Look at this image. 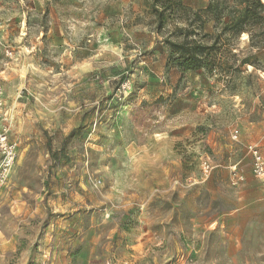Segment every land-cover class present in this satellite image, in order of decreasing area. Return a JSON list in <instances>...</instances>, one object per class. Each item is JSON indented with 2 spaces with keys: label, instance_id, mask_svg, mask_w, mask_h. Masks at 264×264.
I'll return each instance as SVG.
<instances>
[{
  "label": "clouds",
  "instance_id": "9594fccd",
  "mask_svg": "<svg viewBox=\"0 0 264 264\" xmlns=\"http://www.w3.org/2000/svg\"><path fill=\"white\" fill-rule=\"evenodd\" d=\"M0 264H264V0H0Z\"/></svg>",
  "mask_w": 264,
  "mask_h": 264
}]
</instances>
